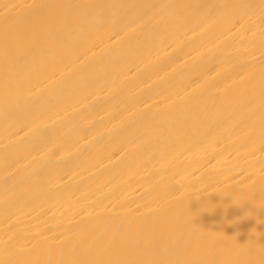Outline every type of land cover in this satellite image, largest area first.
<instances>
[{"label":"bare ground","instance_id":"1","mask_svg":"<svg viewBox=\"0 0 264 264\" xmlns=\"http://www.w3.org/2000/svg\"><path fill=\"white\" fill-rule=\"evenodd\" d=\"M0 264H264V0H0Z\"/></svg>","mask_w":264,"mask_h":264}]
</instances>
